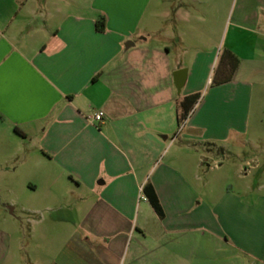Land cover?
Masks as SVG:
<instances>
[{"label":"crops","instance_id":"1","mask_svg":"<svg viewBox=\"0 0 264 264\" xmlns=\"http://www.w3.org/2000/svg\"><path fill=\"white\" fill-rule=\"evenodd\" d=\"M263 89L264 0H0V190L39 216L4 218L0 264H245L264 222L224 179Z\"/></svg>","mask_w":264,"mask_h":264},{"label":"rangeland","instance_id":"2","mask_svg":"<svg viewBox=\"0 0 264 264\" xmlns=\"http://www.w3.org/2000/svg\"><path fill=\"white\" fill-rule=\"evenodd\" d=\"M246 138L253 141V144H247V145H240L236 147V150L233 153H238L241 156L240 171H236L235 169H231V172L229 175L226 174L225 176V183L226 188L228 187H234L236 188H248L249 190L247 192H250V196H248L249 201L256 200L257 202V218L258 222L261 221L264 222V217L261 219L259 218V211L261 208H264V89L260 93L259 96H253L251 100V107L248 117V128L245 135ZM8 149V148H7ZM216 158L209 159V164L214 167L215 164L218 166L220 156H214ZM218 159V160H217ZM235 161L236 158H234ZM251 160V162L246 163L245 160ZM234 161V160H233ZM239 165V163H237ZM245 167V171H244ZM239 168V167H238ZM243 172L247 173L246 177H243ZM15 198L16 199V206L15 210L11 211V207L13 205L7 204L6 201ZM6 203V204H3ZM25 203V194L21 190H15L14 194H10L6 190H0V226L5 227L7 226L5 223L4 218L11 220L15 215H20V220L23 221V227L20 228L19 235L21 236V239L28 237L30 231H31V224L28 223L27 219L28 217H37L39 216H32L31 214L27 213L25 210H23L20 206L21 204ZM44 218L46 221V229L49 238L57 235V227L51 225V221L57 218L58 215L63 214V216L67 215L66 211H46L42 212ZM42 216V217H43ZM76 225V224H75ZM68 226L65 229V232L72 231L74 229V226ZM76 227V226H75ZM7 228V227H6ZM257 232L255 235L251 237L250 240L243 242L242 239L240 242V245L243 247H246V250L243 252H240V257L244 260L245 264H264L259 259H254L251 253H255L257 255L264 253V237L260 234V227L259 224H257L256 228ZM52 239V238H51ZM239 239V238H238ZM21 246H27L29 245L28 242H21L19 243ZM18 244V245H19ZM57 244L56 242H53L52 240H49L47 246L43 251L45 254L43 255V260L39 262V257H35V254L37 252L39 253V246L37 243L32 244V251L34 254V259H36V263L38 264H54L53 261L62 262L61 258H56L55 251L57 250ZM88 248V247H87ZM229 250L228 248L226 249ZM25 249H21L20 253L24 257H26ZM251 252V253H250ZM38 255V254H37ZM5 264L9 263V258L6 260ZM119 264H122L121 261Z\"/></svg>","mask_w":264,"mask_h":264},{"label":"trees","instance_id":"3","mask_svg":"<svg viewBox=\"0 0 264 264\" xmlns=\"http://www.w3.org/2000/svg\"><path fill=\"white\" fill-rule=\"evenodd\" d=\"M95 28L98 31H103L104 30V20L103 18H100L96 21L95 23ZM237 65V59L235 58V61L232 63L231 68L232 70L235 69ZM199 97V94L195 93L192 94L188 97H185L182 102L180 103V106L183 108V113L181 114V118H184L186 116L187 113V109L185 108V104L188 103H194ZM142 192L144 194V196L146 197V199L148 200V202L150 203V205L152 206V208L155 210V212L161 217L163 216V212H162V208L159 204L158 198L152 188V186L147 183L143 186L142 188Z\"/></svg>","mask_w":264,"mask_h":264},{"label":"built area","instance_id":"4","mask_svg":"<svg viewBox=\"0 0 264 264\" xmlns=\"http://www.w3.org/2000/svg\"><path fill=\"white\" fill-rule=\"evenodd\" d=\"M102 115H103V112L99 111L96 114H94L93 119L94 120H99L102 117Z\"/></svg>","mask_w":264,"mask_h":264},{"label":"water","instance_id":"5","mask_svg":"<svg viewBox=\"0 0 264 264\" xmlns=\"http://www.w3.org/2000/svg\"><path fill=\"white\" fill-rule=\"evenodd\" d=\"M180 86L179 85H177V88H179Z\"/></svg>","mask_w":264,"mask_h":264}]
</instances>
